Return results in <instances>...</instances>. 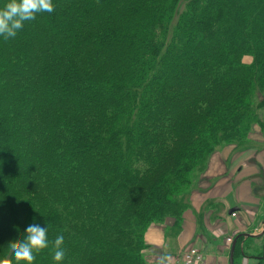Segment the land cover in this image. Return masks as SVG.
<instances>
[{"label": "trees", "instance_id": "trees-1", "mask_svg": "<svg viewBox=\"0 0 264 264\" xmlns=\"http://www.w3.org/2000/svg\"><path fill=\"white\" fill-rule=\"evenodd\" d=\"M53 4L0 38V258L36 222L33 264H56L58 234L60 264H146L154 226L183 229L192 171L264 128V0Z\"/></svg>", "mask_w": 264, "mask_h": 264}, {"label": "rangeland", "instance_id": "rangeland-1", "mask_svg": "<svg viewBox=\"0 0 264 264\" xmlns=\"http://www.w3.org/2000/svg\"><path fill=\"white\" fill-rule=\"evenodd\" d=\"M258 114L264 120V108L258 110ZM189 191H191V203L185 212L189 211L192 214V219H195L196 225H198V232H201L199 226H204L203 235L199 236L205 238L207 242L205 247L211 244L216 247L220 245L214 238L219 237L221 228L227 229L220 236L221 239L225 240L226 237L232 239L235 224L225 226L222 221L218 222L215 217L216 215L220 219L226 217L227 207L229 210L235 203L231 197H236L240 212L235 211L230 217L237 218L238 221L242 222L237 230L249 235L259 234L261 237L240 242L246 256L245 259L239 257L235 264H251L253 260L251 256L253 257L257 251L259 252L263 242L264 128L261 130L260 127L254 126L245 147H235L231 144L219 146L202 169L195 168L192 171ZM194 195L196 197L192 198ZM192 199L196 200L194 205ZM164 223L170 225L171 221L167 219L164 220ZM152 229L157 233L160 241L152 244L146 251V264H178L182 252L195 243L196 240L194 241V239H199L196 236L188 241L184 240L183 237L179 240L183 229L179 234L176 230H170L169 227L154 226ZM160 230L162 234L161 232L158 233ZM225 243L229 247L230 242L225 241ZM213 248V252L217 254L216 248ZM223 253L224 258L221 259V262L227 264L228 254L225 250Z\"/></svg>", "mask_w": 264, "mask_h": 264}, {"label": "clouds", "instance_id": "clouds-1", "mask_svg": "<svg viewBox=\"0 0 264 264\" xmlns=\"http://www.w3.org/2000/svg\"><path fill=\"white\" fill-rule=\"evenodd\" d=\"M53 8V0H3L0 4V38L14 37L25 21L34 20L38 13H51ZM21 236L15 243L8 245L10 255L15 264H33L35 253L49 246L47 225L29 223ZM63 242L62 234L51 241L55 249L52 259L56 264H60L64 258ZM0 264H9V261L0 258Z\"/></svg>", "mask_w": 264, "mask_h": 264}, {"label": "crops", "instance_id": "crops-1", "mask_svg": "<svg viewBox=\"0 0 264 264\" xmlns=\"http://www.w3.org/2000/svg\"><path fill=\"white\" fill-rule=\"evenodd\" d=\"M193 197H196V195L192 196V198ZM231 198L234 199L233 202L236 203V204L234 203V205L232 204L233 206H231V208L234 207L235 208L234 211L240 212V208L237 205L238 203H237L236 197L235 196H232ZM195 201H196L195 199H192V204L193 205H194ZM233 202H231V203H233ZM183 214H184L183 215V225H182L183 226V230H182V232L180 234L179 240H181V237H183L184 240H187L188 241V240L192 239L193 237H196L197 236L201 240L194 239V241L195 240L196 241H195V243L193 245L196 246V247H198L202 251V253L204 255V258H205V264H223V262H221V259L223 260V258H224V253H223L224 250L228 254L227 255V261H226V263L228 264V256H229V251H230V245L228 247L227 243H225L227 237L225 238V240H222L221 237H220L221 235H223L224 230L227 231V229L221 228V232L218 234L219 237H215L214 238V240L216 242H218L217 244H220L219 246L217 245V247H216V246H213V244H211L210 246L205 247L207 245V242L205 241V238L199 236V235H203L202 232L204 231V229H203L204 226H199L201 232H198L197 231L198 225H196L195 219H192V216H191L192 214L189 211H187V212H185ZM225 214H226V217L224 216L223 219H220L218 215H216L215 219H217L218 222L222 221L225 224V226H227L228 224H235V226L233 228V230H234L233 233L234 234L235 233H238L239 230H237V227L240 224H242V222L241 221H238L237 218H231L230 217L231 213H229L228 207H227V209L225 211ZM249 217L251 219V216H249ZM155 228H157V227H155ZM160 232H161V230L158 233H160ZM161 234H162V232H161ZM255 235H259V234H255ZM148 237H149L148 238V242L151 243V244H154V243H157V242L160 241L157 233L153 229H151L149 231ZM213 247L216 248L215 250H216L217 254H215L213 252V250H214ZM220 247H222L221 250H220ZM164 254H165V251H164ZM243 258L245 259V257H243ZM180 260H181V256H180ZM180 260H179V262H180Z\"/></svg>", "mask_w": 264, "mask_h": 264}, {"label": "built area", "instance_id": "built-area-1", "mask_svg": "<svg viewBox=\"0 0 264 264\" xmlns=\"http://www.w3.org/2000/svg\"><path fill=\"white\" fill-rule=\"evenodd\" d=\"M227 242H230V238ZM179 264H205L202 251L194 245L187 247L182 253Z\"/></svg>", "mask_w": 264, "mask_h": 264}, {"label": "water", "instance_id": "water-1", "mask_svg": "<svg viewBox=\"0 0 264 264\" xmlns=\"http://www.w3.org/2000/svg\"><path fill=\"white\" fill-rule=\"evenodd\" d=\"M235 210V208H230L229 209V213H232ZM249 234H245V236H248ZM238 238V236L234 237L232 244L230 246V251H229V256H228V264H234V260H233V251H234V247H235V242L236 239ZM263 247H264V240H263Z\"/></svg>", "mask_w": 264, "mask_h": 264}, {"label": "flooded vegetation", "instance_id": "flooded-vegetation-1", "mask_svg": "<svg viewBox=\"0 0 264 264\" xmlns=\"http://www.w3.org/2000/svg\"><path fill=\"white\" fill-rule=\"evenodd\" d=\"M245 234H246V233H244V232H243V233H242V232H241V233H240V232L235 233L234 236L232 237V239L230 238V240H231V242H230V246H231V244H232V241H233L234 237H236V236H238V238H239V236H242L243 239H244V238L246 239V238L249 237V236H252V237L255 236V235H248V236H245ZM259 236H260V235H256V237H253L252 239H256V238H258ZM238 238H237V239H238ZM227 239H228V238H227ZM227 239H226V241H227ZM237 239H236V242H237ZM263 240H264V239H263ZM236 242H235V244H236Z\"/></svg>", "mask_w": 264, "mask_h": 264}]
</instances>
